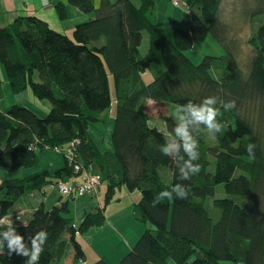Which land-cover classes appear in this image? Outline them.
Masks as SVG:
<instances>
[{"label":"trees","instance_id":"1","mask_svg":"<svg viewBox=\"0 0 264 264\" xmlns=\"http://www.w3.org/2000/svg\"><path fill=\"white\" fill-rule=\"evenodd\" d=\"M225 1L183 0L189 24L185 29L175 26L172 40L155 21V0H99L97 9L93 0H67L82 14L96 12L94 19L73 28L72 38L33 17L0 27V64L11 92L29 89L36 100L49 105L43 115L22 105L0 111V167L14 173L36 166L45 149L71 147L75 159L69 163L63 156L67 166L62 171L81 177L82 171L76 173L72 166L84 165L99 176L100 186H106L103 206L85 214L78 224L68 217L66 201L50 210L39 206L17 228L15 234L23 237L28 250L31 236L41 230L47 233L38 264L84 263L86 255L77 237L103 227L105 207L123 191L139 194L133 219L143 230L121 264H264V24L248 41L251 52L242 69L230 42H224V33L229 32L220 19ZM239 1L245 25L264 16V0ZM55 9L59 19L66 20L65 5L57 3ZM143 33L148 38L145 54L140 51ZM209 36L234 57L219 77L209 72L217 57L204 56L194 64L184 55ZM167 52L171 63L145 83L143 74L152 65L163 67ZM1 83L0 79V101ZM206 97L216 98L215 107L222 112L217 120L223 127L213 146L199 137L206 130L203 125L192 133L199 153L193 163L201 165V171L182 180L179 168L188 159L182 146L170 149L168 156L161 151L170 141L181 144L173 131L179 123L172 116H160L166 125V134L162 133L150 126L148 108L199 104ZM229 101L235 107L224 111L222 106ZM113 105L111 148L106 150L92 134L105 124L103 114ZM194 127L190 125L189 131ZM249 143L255 145L254 158L247 153ZM161 168L170 169L169 184L160 177ZM47 178L41 173L1 181L0 218L22 196L47 184ZM63 179L57 183H66ZM176 184L186 186L185 199L172 193V200L161 197L153 206L161 191H171ZM220 185L224 196L214 202L212 214L204 202ZM100 186L89 195L100 193ZM0 240L4 245L0 264H26L27 257L15 251L9 256L8 241L2 236Z\"/></svg>","mask_w":264,"mask_h":264},{"label":"crops","instance_id":"2","mask_svg":"<svg viewBox=\"0 0 264 264\" xmlns=\"http://www.w3.org/2000/svg\"><path fill=\"white\" fill-rule=\"evenodd\" d=\"M183 5L181 8L176 9L173 8L172 11L169 10V6L171 4L170 0H155V21L159 22V26L162 25V19L164 18V14L170 13V18L172 16L173 24L172 27L174 28H186L189 24V18L186 15L187 10L185 9L184 2L181 0ZM57 3H62L65 5L66 11V18H68V13L71 16H79L80 11L76 8L67 4V0H0V27H7L11 25L16 19L18 18H27L33 17L39 20H42L48 24V26L62 34L69 35V29H72L73 26L65 27L68 23L66 20H60L55 5ZM94 5L98 6L99 0L93 1ZM172 5V4H171ZM144 54V53H143ZM0 79L2 84V99L0 101V111H5L12 105H22L29 109L38 110L41 115L46 114L49 111V105L46 102H41L36 100L29 89L24 90L20 94H13L10 90L8 81L4 74V70L0 64ZM153 79V78H152ZM151 79V80H152ZM150 80V81H151ZM145 82V83H149ZM100 129V133L104 132V130ZM95 133V132H94ZM94 136V134H92ZM102 137V135H101ZM101 137L97 136L99 142L102 141ZM103 142V141H102ZM105 148V147H104ZM103 148V149H104ZM106 150H110V148H105ZM67 162L63 155H60L51 149H45L44 152L38 154V162L37 165L30 168H21L14 173H7L0 167V182L10 178H17L22 179L26 178L32 174H41L46 173L48 178V183L45 184L41 189L33 190L28 194L22 196L17 203L11 208L9 213L0 218V220H4V224H0V232H4L8 230L7 220L11 221V227L15 229V232L18 227L25 225L32 217L33 212L41 205L45 207V209L50 210L52 207H58L62 202L67 201V206L69 210H72L75 218L73 222L78 224L82 221L85 214L89 213L90 211L94 210L96 207H102V199L99 193L93 195H83L77 196L72 195L71 198H62L60 197L57 189L55 187V183L59 181L62 177L63 180L66 181L68 185H78L80 184V177L79 175H70L69 172L62 171L66 168ZM62 171L60 174L58 172ZM126 196L125 192L123 191L121 196L118 197V200H113L108 206L105 207V216L109 219V215L107 212L116 211L119 209L120 214L126 215L127 219H130L131 222H135L133 219V204H135L139 199L138 193L127 194L132 199V203L129 205L122 204L123 197ZM119 218V217H118ZM116 219V222L113 226L111 224L108 226L107 232L114 235L115 239L118 242H121V233L119 225L124 224L123 220ZM107 222V221H106ZM105 225V224H104ZM125 226V225H123ZM139 232L142 231L138 228ZM89 231V230H88ZM78 236L77 239L81 244L85 255L87 256V250L83 247V236ZM97 243L95 240L93 243ZM92 242L89 244V249L95 259H103L106 261V257L104 256V252H107V245L105 242L101 241L102 243V251L101 254L96 252L94 249V244ZM100 243V242H98ZM87 245V244H86ZM91 255V256H92Z\"/></svg>","mask_w":264,"mask_h":264},{"label":"rangeland","instance_id":"3","mask_svg":"<svg viewBox=\"0 0 264 264\" xmlns=\"http://www.w3.org/2000/svg\"><path fill=\"white\" fill-rule=\"evenodd\" d=\"M94 1V0H93ZM183 1V0H182ZM240 4L241 2L239 0H226L225 3L223 4V11L222 14L220 15L221 21H223L226 25L229 27L227 28L229 32L224 33V42L227 40L230 42L229 47L231 49H234L233 52L234 54L237 53L239 64L242 69L246 68L247 65V56L251 52V45L249 44V39L255 36L257 29L259 26L264 24V16H260L256 19L253 20L251 25H245L243 21V15L241 14L240 11ZM94 5V3H93ZM183 5L182 2H180V6L176 7V9L181 8ZM99 6L94 5V9H97ZM174 6L170 4L169 10L172 11ZM170 13L167 15L164 14V18L162 19V25L160 27L162 33L169 39H173V20L172 16L170 18ZM189 18V14L187 12L186 14ZM96 16V12H92L90 14H82L80 12L79 16H71L70 13H68V18H66V23L65 25L66 28L68 26H73V28L80 23L87 22L88 20L94 19ZM73 28L69 29V38H72V32ZM251 37V38H250ZM234 40V42L232 41ZM147 43H148V38L146 33H143V42L140 47L141 53L145 54L147 50ZM235 43V44H233ZM184 55L189 58L194 64H198L201 62L204 56H213L217 57L218 59L216 61H213L212 67L210 68V74L214 77H219L222 75V73L225 70V67L227 66V61H229L231 58L234 59V57H230L227 53V51L220 46V44L211 38L210 36L205 40L204 43H196L194 48L188 49L184 51ZM225 57V58H224ZM172 61V55L170 53H166L164 57V65L163 67H158L156 65L150 66V68L143 74V81L148 82L152 78H154L156 75H158L160 72H162ZM152 81V80H151ZM150 81V82H151ZM111 88L113 89V84L112 81L110 82ZM179 106L173 105V104H164L161 106H155L153 108L149 107L148 108V113L151 118L150 121V126L157 128L160 132L166 134V125L160 121V116H165L169 115L174 118V120L179 123V119L177 117V109ZM38 115H41V113L37 110H33ZM114 105L112 108L107 111L105 114H103L104 119H105V124H101L97 126L98 132L94 133V140L101 146V148H111V133L113 131L114 127ZM180 115H184V113H180ZM104 130V132L100 133V129ZM102 135V137H101ZM97 136L101 137L103 142H99V139ZM199 137L203 140V142L208 145V146H213L215 144V140L212 137V135L207 131H202L199 134ZM170 144H173L172 141H170ZM51 151L56 152L55 150L51 149ZM59 151V150H58ZM60 155H62L61 152H56ZM209 160L213 161V158L210 156ZM82 167L85 169H88L86 166L82 165ZM213 171V168H212ZM76 175V174H75ZM159 175L162 178V180L166 183L169 184L171 180V171L169 168H161L159 170ZM71 186V185H70ZM77 186V185H75ZM100 186V184H99ZM55 187L57 189V182L55 184ZM105 184L102 183L100 186V189L98 192H100V197L102 199V206H103V198H104V192H105ZM58 192V190H57ZM83 195H89L87 193L79 194V196ZM125 195L122 200V204L125 203V205H129L132 203V199L130 196H127V193L125 192ZM224 196L223 192V187L220 185L216 188L215 195L212 198L206 199L204 202V207H206L210 213H215V208H214V202L218 199H222ZM116 211L113 212H107L109 215V219L106 218V223L103 227H92L89 231L86 232V235L83 236V247L85 250H87V256L85 262H81L80 264H92L94 262H97L98 260H103L101 258L95 259L91 253V250L89 249V244L94 242L95 240L97 243L94 244V249L96 252L101 254L102 251V243L101 241L105 242L107 245V252H104V256L106 257V264H121V260L131 251L133 248L134 244L137 242L139 239L140 235L142 234L139 232L138 228L142 231L143 227L142 224H136L135 222H131L130 219L126 218V215L120 214L119 209H116ZM68 217L75 218L74 214L72 213V210H69V215ZM119 217V218H118ZM133 217V216H132ZM118 220H123L125 223L122 225H119L118 228H120V233H121V242H118L114 235L107 232L109 229L108 226L111 224L113 226L116 222V219ZM142 223V222H140ZM125 225V226H123ZM149 225V224H148ZM16 233V232H15ZM80 236V235H79ZM100 242V243H98ZM82 244V243H81ZM87 244V245H86ZM92 255V256H91ZM104 261V260H103ZM63 264H66L65 261L62 262ZM168 264H174L172 261H168ZM219 264H235L231 262H220ZM242 264V263H238Z\"/></svg>","mask_w":264,"mask_h":264},{"label":"clouds","instance_id":"4","mask_svg":"<svg viewBox=\"0 0 264 264\" xmlns=\"http://www.w3.org/2000/svg\"><path fill=\"white\" fill-rule=\"evenodd\" d=\"M217 100L215 97H206L199 104H194L189 101L184 106H179L177 109V117L179 124L173 129L176 137L179 138L181 144H170L167 147L161 149L162 153L166 156L170 155V149L172 151H178L182 146L184 153L188 156V159L183 162V167L179 168L180 179L189 180L192 176L201 171V165L194 164L193 161L199 158L197 151L198 141L193 137V132L201 130L200 125H203L213 138L216 133H219L223 127L218 122L217 117L222 115L219 108L215 105ZM224 111L231 110L235 107L234 101H229L223 104ZM184 113V115H180ZM194 125L192 131H189V126ZM255 145L249 143L247 146V153L250 158H254ZM181 159H183L181 157ZM172 193H176L178 199H185L187 196L186 186L176 184L171 191H161L160 195L157 196L153 203V206L161 201V197H167L168 200L173 199ZM4 220H0V224H4ZM11 221L7 220L8 230L0 232V236L8 241L7 247L9 249L8 255L10 256L13 251L18 255L27 257L26 264H38L41 253L44 250V244L47 240V233L43 230L37 232L34 236L30 237L31 250H28L22 243L23 237L15 234V229L11 227ZM4 252L3 240H0V253Z\"/></svg>","mask_w":264,"mask_h":264},{"label":"built area","instance_id":"5","mask_svg":"<svg viewBox=\"0 0 264 264\" xmlns=\"http://www.w3.org/2000/svg\"><path fill=\"white\" fill-rule=\"evenodd\" d=\"M171 2H172V5L176 8L180 6L181 0H171ZM76 144H77V141H74L72 143V146ZM53 150H55L56 152H61L62 155L66 157L69 163H72L75 159V157L73 156V151L71 147L65 148V149L56 147ZM72 167L76 173H79L82 171L81 177H80L82 180V183L78 184L77 186H74L73 188L72 186L67 185V183L65 182H58L57 190H58L60 197L68 198V197H71L72 195H79L83 193H87V194L95 193L100 184L99 176L94 173L92 174L90 168L83 169V167L79 164L75 163Z\"/></svg>","mask_w":264,"mask_h":264}]
</instances>
